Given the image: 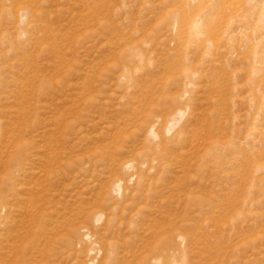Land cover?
I'll use <instances>...</instances> for the list:
<instances>
[{
  "label": "rangeland",
  "instance_id": "1",
  "mask_svg": "<svg viewBox=\"0 0 264 264\" xmlns=\"http://www.w3.org/2000/svg\"><path fill=\"white\" fill-rule=\"evenodd\" d=\"M210 1H0V189L28 156L0 264H264V0ZM168 108L190 130L164 156L138 124Z\"/></svg>",
  "mask_w": 264,
  "mask_h": 264
},
{
  "label": "bare ground",
  "instance_id": "2",
  "mask_svg": "<svg viewBox=\"0 0 264 264\" xmlns=\"http://www.w3.org/2000/svg\"><path fill=\"white\" fill-rule=\"evenodd\" d=\"M1 1V0H0ZM3 2H6V3H9L10 0H2ZM193 4L191 6H196L197 7V10H200L203 6H210L211 4V1L210 0H192ZM260 3V2H259ZM31 8V7H30ZM30 8H27V7H18L16 12L18 13L17 15V18H18V22L20 23V25H24L27 21V15L30 11ZM261 19V18H260ZM262 21L264 23V13L262 14ZM35 22V20L33 21ZM261 22V21H260ZM37 23V22H36ZM262 23V24H263ZM29 24V23H28ZM35 26V25H33ZM35 29V28H34ZM264 35V34H263ZM19 38H25L27 36V33L25 31H21L19 32L18 34ZM263 41V40H262ZM264 42V41H263ZM262 42V47H261V74H262V78H261V89H262V93H263V98H262V104L264 106V43ZM211 44L212 42L211 41H207L205 42V45H204V49L206 50H210L211 48ZM215 47V46H213ZM177 56H179L177 54ZM194 76L197 75V73L194 72L193 74ZM185 97H187V94L186 92L181 94L180 96H178L177 98H175V101H183L185 99ZM164 112L166 113V116H164L165 118H160L159 117H156V116H149V117H146L144 118V120L142 122H139L138 124V127H141L142 129L145 130V133H146V138H147V141L148 142V151H151L153 153H157V152H163L164 156H168L170 155V152L169 153V150L171 148H169L170 146H176V145H179V143H181L182 141L186 140V135L189 134L187 133L186 134V131L189 129L187 128L188 125L187 124H184L183 126H181L182 124V121L185 119V116H186V110L184 108H180V109H177L176 111L173 110L172 108H168L166 110H164ZM191 121V120H190ZM193 122V121H192ZM192 122L190 123L191 126H192ZM189 124V125H190ZM181 126V127H180ZM196 126V125H195ZM1 127V126H0ZM190 127V126H189ZM190 130V129H189ZM190 132V131H189ZM191 134V133H190ZM195 134V133H194ZM218 134V133H217ZM188 136V135H187ZM191 139L190 140H193L196 142L195 138L192 136H190ZM189 138V137H188ZM22 140V139H20ZM24 140V139H23ZM19 142V140H17ZM16 141V142H17ZM206 141L208 143H210L209 147L206 148V155H210L211 153V149L212 148H218V147H221V138H220V135L218 134V137L217 135H213V134H210L207 138H206ZM17 142V143H18ZM187 142V141H186ZM189 142V141H188ZM193 142V143H195ZM1 135H0V148H1ZM183 144V142H182ZM7 145V144H6ZM187 145H189L187 143ZM199 145V144H198ZM194 146V145H193ZM25 146L21 147L16 153H15V156L13 158V161L10 165H8V168L10 167V171L8 174L5 175V181L3 183V186L1 187L0 189V193H2V196L0 197V199L2 200H5L6 198V194L10 191V187L11 185L13 187H15V185L19 186L20 183H18V179L20 178L19 176L22 175V170H23V165L25 163L24 160H27L28 159V156H27V151L26 149L24 148ZM185 147V146H184ZM203 148V147H202ZM8 149V148H7ZM16 149V148H15ZM175 149V148H174ZM173 149V150H174ZM185 149V148H184ZM189 149V148H188ZM4 152V151H3ZM50 153V152H49ZM152 153V155H153ZM0 154H1V149H0ZM156 155V154H155ZM158 155V154H157ZM173 157H175L176 155L172 154ZM12 157V156H11ZM34 157V156H32ZM177 157V156H176ZM161 158V157H160ZM166 158V157H165ZM178 158V157H177ZM58 159V158H57ZM164 160V159H163ZM162 160V161H163ZM167 160V159H166ZM29 161V160H28ZM27 161V162H28ZM156 161V160H154ZM59 162V161H58ZM57 162V163H58ZM3 164V162H2ZM32 164V163H31ZM50 164V163H49ZM29 164H27L28 166ZM57 165V164H56ZM59 165V164H58ZM122 165V164H121ZM138 165V164H137ZM142 165V164H141ZM5 166V165H4ZM26 166V167H27ZM28 168V167H27ZM31 168V167H30ZM52 168V167H51ZM135 168V164L134 163H126V164H123L122 165V169L125 170V171H128L129 173L132 172ZM138 168V166H137ZM26 170V169H25ZM28 170H34V169H28ZM27 173V171H25ZM44 173V172H43ZM28 174V173H27ZM136 173H131V177L135 176ZM24 176V175H22ZM25 178V177H24ZM23 178V179H24ZM21 179V178H20ZM1 180V179H0ZM2 181V180H1ZM21 182V181H19ZM24 184V183H23ZM22 184V185H23ZM21 185V186H22ZM19 186V187H21ZM24 186V185H23ZM17 188V187H16ZM123 181L120 180V179H117L114 184H113V189L112 191L114 192L115 195H117L118 197H121L122 196V192H123ZM22 189V188H20ZM12 190V189H11ZM18 192V191H17ZM10 196V195H9ZM2 202V201H1ZM7 202V201H6ZM4 203V202H3ZM6 205V204H5ZM6 207L4 206V204H1L0 205V217H1V213L3 212V210L5 209ZM5 212V211H4ZM103 219L102 216H97V221L98 220H101ZM85 240L88 241L92 247L90 249V253H98V247H97V244H95L94 240H93V237L90 235V234H85ZM178 245V244H176ZM165 251V250H164ZM157 253V252H156ZM166 253V252H164ZM160 255L158 256L159 258L158 259H155L154 260V264H178L179 263V258L178 257H175V256H172L170 253H169V256L167 255ZM156 257V256H155ZM167 257V258H166ZM153 262V261H152ZM91 264H94L91 263Z\"/></svg>",
  "mask_w": 264,
  "mask_h": 264
}]
</instances>
